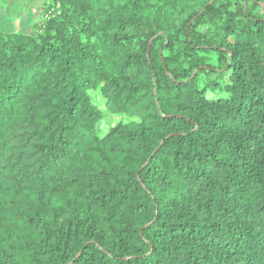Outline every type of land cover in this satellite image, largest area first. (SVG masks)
Listing matches in <instances>:
<instances>
[{
	"label": "trees",
	"instance_id": "obj_1",
	"mask_svg": "<svg viewBox=\"0 0 264 264\" xmlns=\"http://www.w3.org/2000/svg\"><path fill=\"white\" fill-rule=\"evenodd\" d=\"M51 2L0 33V264H264V0Z\"/></svg>",
	"mask_w": 264,
	"mask_h": 264
},
{
	"label": "rangeland",
	"instance_id": "obj_2",
	"mask_svg": "<svg viewBox=\"0 0 264 264\" xmlns=\"http://www.w3.org/2000/svg\"><path fill=\"white\" fill-rule=\"evenodd\" d=\"M52 0H0V33H33L35 22L41 20L43 10ZM115 117L106 116L105 125L110 126ZM125 121V118L121 119Z\"/></svg>",
	"mask_w": 264,
	"mask_h": 264
}]
</instances>
